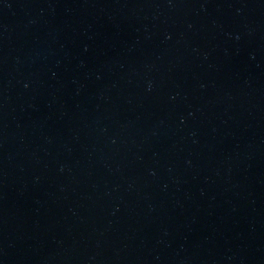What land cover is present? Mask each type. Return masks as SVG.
Listing matches in <instances>:
<instances>
[{
	"label": "water",
	"instance_id": "water-1",
	"mask_svg": "<svg viewBox=\"0 0 264 264\" xmlns=\"http://www.w3.org/2000/svg\"><path fill=\"white\" fill-rule=\"evenodd\" d=\"M0 264H264V0H0Z\"/></svg>",
	"mask_w": 264,
	"mask_h": 264
}]
</instances>
